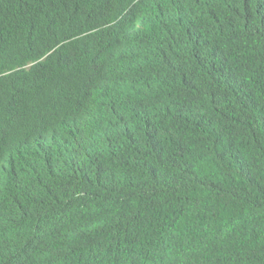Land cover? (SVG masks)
Returning <instances> with one entry per match:
<instances>
[{
    "label": "trees",
    "instance_id": "trees-1",
    "mask_svg": "<svg viewBox=\"0 0 264 264\" xmlns=\"http://www.w3.org/2000/svg\"><path fill=\"white\" fill-rule=\"evenodd\" d=\"M0 264H264V0H0Z\"/></svg>",
    "mask_w": 264,
    "mask_h": 264
}]
</instances>
